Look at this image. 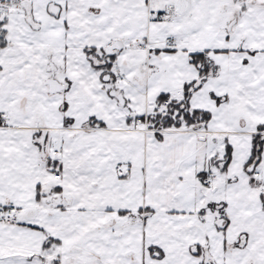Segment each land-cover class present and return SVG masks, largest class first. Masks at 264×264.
Segmentation results:
<instances>
[{
	"label": "snow or ice",
	"instance_id": "1",
	"mask_svg": "<svg viewBox=\"0 0 264 264\" xmlns=\"http://www.w3.org/2000/svg\"><path fill=\"white\" fill-rule=\"evenodd\" d=\"M0 264H264V0H0Z\"/></svg>",
	"mask_w": 264,
	"mask_h": 264
}]
</instances>
